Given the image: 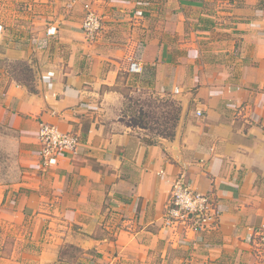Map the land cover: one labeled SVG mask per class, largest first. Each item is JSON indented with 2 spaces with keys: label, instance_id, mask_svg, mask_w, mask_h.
<instances>
[{
  "label": "crops",
  "instance_id": "crops-1",
  "mask_svg": "<svg viewBox=\"0 0 264 264\" xmlns=\"http://www.w3.org/2000/svg\"><path fill=\"white\" fill-rule=\"evenodd\" d=\"M92 2L102 15L98 38L87 41L67 15L54 22L68 56L54 50L30 85L4 68L20 51L0 28V140L14 146L21 167L12 215L48 219L42 261L61 243L147 259L157 242L164 249L178 237L163 230L162 215L182 172L220 210L188 240L186 264L250 256L264 232V0ZM129 58L152 67L150 87L130 95L180 107L171 136L126 121ZM40 122L80 144L40 160Z\"/></svg>",
  "mask_w": 264,
  "mask_h": 264
},
{
  "label": "rangeland",
  "instance_id": "rangeland-1",
  "mask_svg": "<svg viewBox=\"0 0 264 264\" xmlns=\"http://www.w3.org/2000/svg\"><path fill=\"white\" fill-rule=\"evenodd\" d=\"M87 5L93 7L94 4L92 0H0V28L5 30L8 37V47L14 52L20 51L19 57L14 53L16 58H6V71L30 85L48 64L54 50L60 59L67 58L68 51L64 49L56 26L52 24L67 15L73 23L72 27L80 30ZM143 75L149 79V73ZM141 88L148 89L146 86L132 85L124 91L126 121L140 117L152 136H171L180 116L177 102L158 95H130V91L137 89L133 92H139ZM14 149L13 145L0 140V264H186V259L193 256L191 250L195 241L190 242L178 235L174 240L168 237V245L164 249L157 242L147 252V259L142 251H136L137 256L134 257L120 253L118 248L112 246L98 251L61 243L51 254L53 258L42 261L40 255L51 236L48 234V219L42 222L25 216H13L16 204L8 200L14 198L12 189L21 174L20 159ZM260 241L254 242V249L264 248ZM254 249L250 256L222 255L215 264H264V251Z\"/></svg>",
  "mask_w": 264,
  "mask_h": 264
},
{
  "label": "built area",
  "instance_id": "built-area-1",
  "mask_svg": "<svg viewBox=\"0 0 264 264\" xmlns=\"http://www.w3.org/2000/svg\"><path fill=\"white\" fill-rule=\"evenodd\" d=\"M80 25L85 39L94 42L100 35L101 13L87 5ZM142 67L139 61L129 58L125 71L129 74H139L142 72ZM37 139L38 155L44 162L55 159L63 153L73 152L80 144L78 135L61 131L47 122H40ZM219 214L220 210L211 196L193 189L185 174L181 172L171 183L169 199L162 215V228L172 235H181L183 239L194 240L209 223L217 221ZM258 234L262 237L260 243L264 244V232Z\"/></svg>",
  "mask_w": 264,
  "mask_h": 264
},
{
  "label": "trees",
  "instance_id": "trees-1",
  "mask_svg": "<svg viewBox=\"0 0 264 264\" xmlns=\"http://www.w3.org/2000/svg\"><path fill=\"white\" fill-rule=\"evenodd\" d=\"M142 68H143L142 72L139 74H129L125 72L126 73L125 75L128 76L129 81H130L129 83L131 85L130 87H132V85H136L140 87H144V86L150 87V84L152 82V73H151L152 67H146V69L145 67H142ZM147 73H149L148 75L149 79H145V75H143ZM128 124L131 126H138V127H143V128L147 127L146 124L141 121L140 117L133 119V120H129Z\"/></svg>",
  "mask_w": 264,
  "mask_h": 264
},
{
  "label": "water",
  "instance_id": "water-1",
  "mask_svg": "<svg viewBox=\"0 0 264 264\" xmlns=\"http://www.w3.org/2000/svg\"><path fill=\"white\" fill-rule=\"evenodd\" d=\"M182 115H183V113L181 114V117H182ZM181 117H180V118H181ZM179 123H180V120H179ZM177 131H178V127H177Z\"/></svg>",
  "mask_w": 264,
  "mask_h": 264
}]
</instances>
